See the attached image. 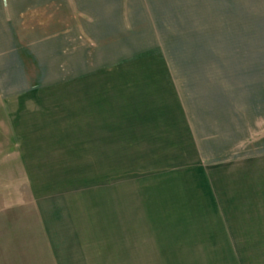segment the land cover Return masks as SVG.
I'll return each mask as SVG.
<instances>
[{
  "label": "rangeland",
  "instance_id": "374dc122",
  "mask_svg": "<svg viewBox=\"0 0 264 264\" xmlns=\"http://www.w3.org/2000/svg\"><path fill=\"white\" fill-rule=\"evenodd\" d=\"M77 1L75 10L43 1V22L57 16L64 27L63 68L95 59L91 68L121 73L106 84L138 89L145 107L179 108L186 133L176 127L170 142L148 139L112 160L118 216L111 207L94 213L99 223L58 220L54 204L67 192L41 200L34 191L15 111L0 102V264H264V10L253 0ZM15 19L0 10V40L24 34ZM79 179L88 202L102 176Z\"/></svg>",
  "mask_w": 264,
  "mask_h": 264
},
{
  "label": "crops",
  "instance_id": "0c3cea01",
  "mask_svg": "<svg viewBox=\"0 0 264 264\" xmlns=\"http://www.w3.org/2000/svg\"><path fill=\"white\" fill-rule=\"evenodd\" d=\"M43 1L0 0V10L14 11V31L20 32V26L24 28V34L14 39L10 38L12 34H7L10 40H0V54H5L9 46L14 47L8 58H0V63L13 64L11 71L5 73L4 69L0 75L5 78L0 82L4 87L0 88V102L4 101V106H8L5 108L15 111L12 124L18 137V155L34 191L42 195L41 200L45 191L67 192L58 196L54 216L60 220L62 215L70 214L79 217V221L93 216L89 221L99 223L95 212L102 211L104 215L112 207L118 216L121 207V185L113 188L110 182L112 160H127V152L148 139L158 142L163 138L170 142L169 138L176 135V127L185 136L186 115L179 108L175 112L170 108L145 107L150 103L138 89L112 87L109 81L106 84V78L112 79V74L117 72L91 68L95 59L90 61L88 56L78 67L66 65L73 61L71 57L64 63L67 70L64 69L63 56L59 54L64 52V27L57 16L55 19L47 16L43 22ZM50 1L55 8L49 10H64L65 4L68 10H75L81 5L77 0H46ZM253 1L257 8L260 5L259 10H264V0ZM248 4L251 8L252 0ZM128 7L127 3L122 10ZM122 10L119 13H124ZM22 15L25 16L21 18ZM77 37L79 43V33ZM27 63L40 65L29 69ZM117 74L114 78H118ZM18 76L23 77L21 82L17 81ZM115 147L118 148L113 151ZM86 175L94 179L102 176L100 182H103L94 183L93 187L97 188L88 202L84 198L87 189L79 184L82 183L79 176ZM61 184L72 186L67 189ZM115 221L120 223L118 219ZM47 223L44 215L46 230Z\"/></svg>",
  "mask_w": 264,
  "mask_h": 264
}]
</instances>
